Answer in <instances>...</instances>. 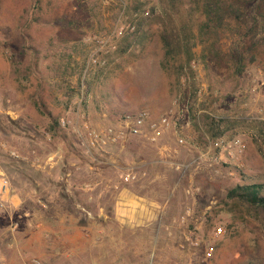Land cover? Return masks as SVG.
Instances as JSON below:
<instances>
[{"label": "rangeland", "instance_id": "1", "mask_svg": "<svg viewBox=\"0 0 264 264\" xmlns=\"http://www.w3.org/2000/svg\"><path fill=\"white\" fill-rule=\"evenodd\" d=\"M184 1L173 17L166 0H0V264H264V222L227 198L264 187V49L237 75ZM165 26L194 44L190 68ZM141 110L169 118L156 142L88 147L85 124ZM218 139L238 159L205 156ZM140 199L153 216L118 212Z\"/></svg>", "mask_w": 264, "mask_h": 264}, {"label": "trees", "instance_id": "2", "mask_svg": "<svg viewBox=\"0 0 264 264\" xmlns=\"http://www.w3.org/2000/svg\"><path fill=\"white\" fill-rule=\"evenodd\" d=\"M203 20L199 22V35L202 43L209 44L211 54L222 56L231 62L237 75H242L247 59L256 61L258 54L264 49V0H194ZM173 17L181 13L184 0H166ZM233 30L238 38L234 48L223 52L220 45V34ZM161 39L168 56L174 53L184 54L185 62L181 65L191 67L194 59L193 45L189 39H181L166 26L161 29ZM249 41V47H246ZM261 184L236 186L227 194V198L246 206L248 214L254 219L264 222V194Z\"/></svg>", "mask_w": 264, "mask_h": 264}, {"label": "built area", "instance_id": "3", "mask_svg": "<svg viewBox=\"0 0 264 264\" xmlns=\"http://www.w3.org/2000/svg\"><path fill=\"white\" fill-rule=\"evenodd\" d=\"M147 110H141L136 114L125 116L116 125H110L102 129L91 128L88 124L84 125V132L82 133L86 139L88 147L94 149L105 150L107 147L116 146L125 143L130 137H144L153 142H156L164 129L170 127V121L168 117L162 118L158 123H152ZM62 125H66L64 119H62ZM184 142L183 139L180 140ZM244 145L240 140L225 141L218 139L210 144V149L205 156L211 155V160L219 161L223 159L224 151L228 152L231 159H238L240 153L243 152ZM213 152V153H212ZM212 153V154H210ZM132 174L125 176V181H130ZM2 192L8 188V181L3 180L1 182ZM221 231L217 232L219 235ZM213 249L211 248L207 253L209 257L212 256Z\"/></svg>", "mask_w": 264, "mask_h": 264}, {"label": "crops", "instance_id": "4", "mask_svg": "<svg viewBox=\"0 0 264 264\" xmlns=\"http://www.w3.org/2000/svg\"><path fill=\"white\" fill-rule=\"evenodd\" d=\"M3 180L2 179H0V183L2 182ZM0 186H1V184H0ZM7 191H8V188L4 191V192H2V190H1V192L4 194V195H6V193H7ZM141 201H143L142 199H140L139 201H137L135 204H133L132 206L133 207H129V204H127L125 201H123V202H120L119 203V206H118V212L120 213V214H128V213H135V212H137V213H139V214H141V213H145V212H147V213H149L151 216H153L155 213V208L154 207H152L151 205H153V204H150V203H146V204H144L143 202H141ZM142 223V222H141ZM144 223V222H143Z\"/></svg>", "mask_w": 264, "mask_h": 264}]
</instances>
